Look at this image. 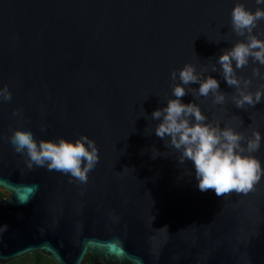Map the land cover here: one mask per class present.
Here are the masks:
<instances>
[{
  "label": "water",
  "instance_id": "obj_1",
  "mask_svg": "<svg viewBox=\"0 0 264 264\" xmlns=\"http://www.w3.org/2000/svg\"><path fill=\"white\" fill-rule=\"evenodd\" d=\"M237 4L257 8L256 0H0V89L12 95L0 102V190L9 194L0 200V264L36 254L55 264L90 256L95 264H264V178L247 194L201 192L191 162H179L151 119L173 98L172 72L192 64L220 81L226 101L191 93L182 101L210 124L264 137V102L236 108V89L216 64L243 39L231 27ZM253 35L264 39V20ZM255 69L264 75L253 62L237 70L251 93L264 88ZM16 130L37 141L87 136L99 162L87 183L29 167L9 142ZM251 155L264 167V141Z\"/></svg>",
  "mask_w": 264,
  "mask_h": 264
},
{
  "label": "clouds",
  "instance_id": "obj_2",
  "mask_svg": "<svg viewBox=\"0 0 264 264\" xmlns=\"http://www.w3.org/2000/svg\"><path fill=\"white\" fill-rule=\"evenodd\" d=\"M256 4L254 12L243 4L233 8L231 27L243 39L230 49L223 50L216 61L223 80L236 89L232 102L238 109H244L245 105L255 107L264 102V88L251 93L247 91L251 81H242L237 76V70L247 67L250 62L264 67V39L253 35L258 22L264 20V0H256ZM212 71H217L215 65ZM253 75L264 79L259 69H255ZM171 79L179 81L172 88L173 98L167 99L166 107L158 108L151 115V119L158 122L155 135L167 142L166 147L180 154V163L191 162L201 192L211 189L217 197H223L233 192L247 194L253 191L254 186L264 178V167L251 153L260 149L264 137L256 131L246 139L230 126L221 128L218 124H210L197 104L182 101L189 93L198 97L211 94L215 104L223 105L226 96L220 90V81L213 76L205 78L195 66L186 64L178 73L172 72ZM11 99L7 86L0 89V102H10ZM18 114L13 112V116ZM9 142L16 153L27 156L29 167H47L80 183H87L88 174L99 162L98 148L87 136H81L74 142L62 138L37 141L31 131L16 130Z\"/></svg>",
  "mask_w": 264,
  "mask_h": 264
},
{
  "label": "trees",
  "instance_id": "obj_3",
  "mask_svg": "<svg viewBox=\"0 0 264 264\" xmlns=\"http://www.w3.org/2000/svg\"><path fill=\"white\" fill-rule=\"evenodd\" d=\"M1 197L2 196L0 195V200H1ZM32 259H33L34 264H55L51 259L44 257L41 254L32 255ZM20 261H22V259L11 262L9 264H13V263L20 262ZM88 264H95L92 256H90Z\"/></svg>",
  "mask_w": 264,
  "mask_h": 264
},
{
  "label": "rangeland",
  "instance_id": "obj_4",
  "mask_svg": "<svg viewBox=\"0 0 264 264\" xmlns=\"http://www.w3.org/2000/svg\"><path fill=\"white\" fill-rule=\"evenodd\" d=\"M0 195L2 196L1 199H5L9 196V194L3 190H0ZM13 264H34L32 255L26 256L20 262H16Z\"/></svg>",
  "mask_w": 264,
  "mask_h": 264
},
{
  "label": "snow or ice",
  "instance_id": "obj_5",
  "mask_svg": "<svg viewBox=\"0 0 264 264\" xmlns=\"http://www.w3.org/2000/svg\"><path fill=\"white\" fill-rule=\"evenodd\" d=\"M29 191H31V189L29 190ZM21 199H23V198H21ZM109 250H110V252L112 253V254H121L122 252H121V250L116 246V245H112L110 248H109ZM49 251H51L50 249H49Z\"/></svg>",
  "mask_w": 264,
  "mask_h": 264
}]
</instances>
